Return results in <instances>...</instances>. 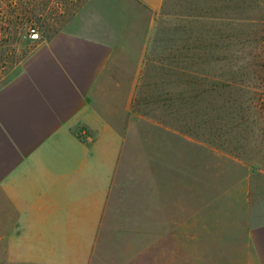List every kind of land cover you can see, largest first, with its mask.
<instances>
[{"label": "crops", "instance_id": "1", "mask_svg": "<svg viewBox=\"0 0 264 264\" xmlns=\"http://www.w3.org/2000/svg\"><path fill=\"white\" fill-rule=\"evenodd\" d=\"M207 11L204 0H89L33 47L0 88V264H91L103 227L160 220L182 137L159 118L165 102L149 101L192 97L183 69L207 62L189 21ZM246 240L244 264H264V225Z\"/></svg>", "mask_w": 264, "mask_h": 264}, {"label": "rangeland", "instance_id": "2", "mask_svg": "<svg viewBox=\"0 0 264 264\" xmlns=\"http://www.w3.org/2000/svg\"><path fill=\"white\" fill-rule=\"evenodd\" d=\"M48 1L45 22L35 23L44 38L62 30L89 0L75 15L68 8L73 0ZM255 1L245 0L242 10L235 1L204 0L214 19L255 17L260 14ZM189 22L191 45L197 53L206 52L207 73L226 81L227 74L240 75L245 65L249 72L255 69L259 52L242 55L239 29L225 20ZM33 45L29 35L23 36L18 53L26 54ZM19 65L0 79V88ZM188 78L182 76V95L191 98L149 101L165 102L166 114L159 118L182 137L177 161L164 165V215L158 220L151 213L149 228L103 227L91 264H244L247 236L264 225L263 116L252 107L247 111L250 94L235 88L212 92L211 81L198 84Z\"/></svg>", "mask_w": 264, "mask_h": 264}, {"label": "trees", "instance_id": "3", "mask_svg": "<svg viewBox=\"0 0 264 264\" xmlns=\"http://www.w3.org/2000/svg\"><path fill=\"white\" fill-rule=\"evenodd\" d=\"M87 1L88 0H73L68 4V8H70V10L72 9L73 15H75ZM228 1H235L238 6H242V10L246 9V7L242 5L245 4V0ZM255 4L257 12L260 13L255 17H225L222 19L216 17L212 20H225L227 21L226 24L228 27L239 29L242 55L244 54L245 58L250 56L249 52L251 53V49L259 52L254 56L256 59L255 69L257 70L255 71L254 69L249 72L245 65L241 68L242 71L240 75L227 74L228 79L226 80V85V81L213 73H207L204 67L183 69V76L185 74H190L191 77L187 76L189 77L188 79L198 84H204L207 80L209 82L211 81L209 83V88L212 92L225 88H235L243 94H250V97L246 100V108L247 111H250L251 107L258 109L263 116L262 138L264 140V0H256ZM48 5V0H0V79L3 78L12 67L16 64H20L21 59L24 57V60L37 43L60 31L57 30L52 35L44 38V36L39 34V30L35 26V23L42 25V23L45 22L46 18L43 14ZM227 8L230 7L227 5ZM231 8L235 9V7ZM31 31L39 34L38 40H33L31 38ZM26 35L30 36V40L34 42V45L29 48L26 54L24 53L21 56L18 53V45L23 36ZM198 49L199 48H197V50ZM205 56L206 52L203 54L196 53V57L200 61L205 59Z\"/></svg>", "mask_w": 264, "mask_h": 264}, {"label": "built area", "instance_id": "4", "mask_svg": "<svg viewBox=\"0 0 264 264\" xmlns=\"http://www.w3.org/2000/svg\"><path fill=\"white\" fill-rule=\"evenodd\" d=\"M31 38L33 40H38L39 39V34L37 32L31 31Z\"/></svg>", "mask_w": 264, "mask_h": 264}]
</instances>
